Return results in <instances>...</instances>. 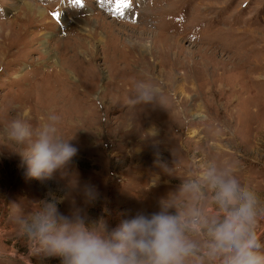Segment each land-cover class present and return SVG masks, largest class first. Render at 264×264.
I'll return each instance as SVG.
<instances>
[{
	"label": "rangeland",
	"instance_id": "1",
	"mask_svg": "<svg viewBox=\"0 0 264 264\" xmlns=\"http://www.w3.org/2000/svg\"><path fill=\"white\" fill-rule=\"evenodd\" d=\"M137 82L158 89L152 103L128 105ZM16 115H55L78 151L36 180L0 150V264H60L17 224L51 198L112 229L162 198L190 206L181 186L197 180L208 214L209 166L256 193L264 241V0H0V128Z\"/></svg>",
	"mask_w": 264,
	"mask_h": 264
},
{
	"label": "clouds",
	"instance_id": "2",
	"mask_svg": "<svg viewBox=\"0 0 264 264\" xmlns=\"http://www.w3.org/2000/svg\"><path fill=\"white\" fill-rule=\"evenodd\" d=\"M157 92L137 82L128 105L150 104ZM70 139L58 134L55 115L35 128L16 115L0 128V150L16 155L18 167L36 180L52 178L72 161L78 149ZM200 176L212 193L214 209L208 214L201 207L206 199L203 185L193 180L181 186L193 203L178 211H173V199L162 198L157 211L137 214L109 229L89 226L79 212L60 213L51 198L17 219L19 233L32 255L57 258L60 264H264L256 193L237 176L211 166ZM83 196L91 202L97 193L85 186Z\"/></svg>",
	"mask_w": 264,
	"mask_h": 264
},
{
	"label": "bare ground",
	"instance_id": "3",
	"mask_svg": "<svg viewBox=\"0 0 264 264\" xmlns=\"http://www.w3.org/2000/svg\"><path fill=\"white\" fill-rule=\"evenodd\" d=\"M29 3V2H28ZM26 4V10L30 12V14H36L38 17L44 16V10L41 9L39 6L34 5V4Z\"/></svg>",
	"mask_w": 264,
	"mask_h": 264
},
{
	"label": "snow or ice",
	"instance_id": "4",
	"mask_svg": "<svg viewBox=\"0 0 264 264\" xmlns=\"http://www.w3.org/2000/svg\"><path fill=\"white\" fill-rule=\"evenodd\" d=\"M75 2H76V3H79V2H80V0H75Z\"/></svg>",
	"mask_w": 264,
	"mask_h": 264
}]
</instances>
